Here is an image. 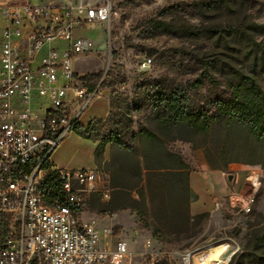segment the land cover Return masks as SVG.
Here are the masks:
<instances>
[{
  "label": "rangeland",
  "instance_id": "374dc122",
  "mask_svg": "<svg viewBox=\"0 0 264 264\" xmlns=\"http://www.w3.org/2000/svg\"><path fill=\"white\" fill-rule=\"evenodd\" d=\"M29 1L43 5L106 2ZM112 3L109 22L75 32L92 50L77 56L75 68L89 86L101 84L102 95L83 113L81 124L74 127L53 159L66 169H90L93 147L88 140L99 149L110 134L122 131L127 134L129 126V130L147 129L162 134L168 148L182 155L188 179L177 184L178 193L176 181L168 176H150L146 184L134 187V177L125 174L124 184L132 189L121 194L113 191L108 201L96 194L84 209L86 216L99 221L102 238L105 228L113 229V239L108 238V243L113 245L117 240L127 243L130 254L123 264H181V253L208 245L220 247V251L240 246L241 251L229 264H264V148L234 133L227 137L218 131L206 139L184 129L168 132L155 122L158 93L182 92L191 107L212 112L215 100L226 96V89L214 85L207 76L204 87L198 91L190 90L189 82L207 72L214 75L231 72L243 64L247 71L255 70L256 54L264 57V0H112ZM158 22L169 24L171 33L155 29ZM238 28L245 30V34L229 35ZM144 58L152 60L151 67L145 70L139 66ZM260 82L264 88V79ZM109 104V115L95 118L90 126L88 123L94 117L106 115ZM177 137L183 140H176ZM251 168H258L261 173V187L252 213H242L240 201L228 210L214 211L213 201L224 196L215 190L204 208L210 212L201 214V219L187 218L191 175L208 174L213 179L218 176L225 182L224 172L238 173L242 179ZM206 180L211 183L208 177ZM250 192V183H245L241 194ZM192 211L196 212V207ZM0 223V234L6 228L19 231L14 216H0ZM148 240L150 249L145 247ZM147 251L155 253L154 259L144 255ZM246 253L249 255L242 257Z\"/></svg>",
  "mask_w": 264,
  "mask_h": 264
},
{
  "label": "built area",
  "instance_id": "2783aa9c",
  "mask_svg": "<svg viewBox=\"0 0 264 264\" xmlns=\"http://www.w3.org/2000/svg\"><path fill=\"white\" fill-rule=\"evenodd\" d=\"M112 0L105 3L39 4L12 0L0 4V216L18 219L0 246V264H123L130 254L123 240L102 238L95 217L85 207L92 196L111 199L100 169H65L53 162L55 151L81 122L83 113L102 95L101 84L89 86L75 68L87 43L75 32L109 22ZM152 65L144 58L141 69ZM242 179L224 172L231 192L214 200L222 212L240 201L252 213L261 173L251 168ZM245 183L251 192L241 194ZM113 239V229L103 230ZM151 248V241L145 244ZM211 245L180 254L181 264H229L241 251L233 246L227 259L208 256ZM154 252L147 251L154 259ZM154 264V262L152 263Z\"/></svg>",
  "mask_w": 264,
  "mask_h": 264
},
{
  "label": "trees",
  "instance_id": "16d2710c",
  "mask_svg": "<svg viewBox=\"0 0 264 264\" xmlns=\"http://www.w3.org/2000/svg\"><path fill=\"white\" fill-rule=\"evenodd\" d=\"M155 29L171 33V27L166 22H158ZM241 33L245 34V30L242 31L238 28L229 35L239 36ZM241 54L242 48L238 50L237 59ZM254 67V71H247L243 64L232 68L231 72H222L216 75L207 72L206 75H201L196 80L189 82V89L198 91L204 87L203 80L207 76L214 85L226 89V96L215 100L212 112L191 107L188 104L189 98L182 92L158 93L155 122L165 131L184 129L195 137H205L206 139L214 136L218 131H222L227 137L234 133L241 136L246 142L253 140L264 148V88L260 82V79H264L263 56L256 54ZM92 122L89 124L90 126ZM129 129L127 126V134L123 131L110 134L101 142L96 154L97 161L101 162L105 147L111 145L114 148L109 166L112 181H114L113 191L116 194H121L132 189L124 184L123 177L125 174H129L136 180L134 187L146 184L150 176H168L176 181L175 189L180 193L177 184L188 179L186 162L182 155L168 148V143L162 134L153 133L147 129L139 131ZM126 135L129 137L128 140ZM180 137L175 139L183 140ZM188 141L193 142L192 140ZM208 164L210 167L212 166L211 162ZM126 208L131 209V207ZM198 217L201 219V215ZM187 218L191 220L189 212ZM9 232L10 230L6 228V231L0 234V246L4 243L3 239L8 236ZM248 255L249 253H246L242 257Z\"/></svg>",
  "mask_w": 264,
  "mask_h": 264
},
{
  "label": "crops",
  "instance_id": "0c3cea01",
  "mask_svg": "<svg viewBox=\"0 0 264 264\" xmlns=\"http://www.w3.org/2000/svg\"><path fill=\"white\" fill-rule=\"evenodd\" d=\"M11 1L12 0L0 1V4L9 3ZM75 37L79 38V36H77V35H75ZM76 71L78 72L77 68H76ZM109 113H110V104H109V111L106 113V115H104L102 117H94L88 124H90L95 118L107 117L109 115ZM80 124H81V122H80ZM88 142H90L92 144V147H93L92 148L93 155L91 158H89L88 166L90 169H100L106 174V176L108 178L109 186L113 192L114 181H112V175H111V172L109 171V166H110L112 158H113L114 148L111 145L106 146L105 149L103 150V153H102V160H101V162H98L96 159V153H97L98 145H96L94 142H92L90 140H88ZM53 162L58 167L66 169V167H62L63 165H61L56 160L53 159ZM207 177H208V179H210L211 183L207 182L208 181V180H206ZM215 190H217L218 192L224 193L223 198L226 197L231 192V190L228 186V180L225 179V182H224L218 176H215V179H213V176H208V174H201L200 176L191 175L190 176L189 216L194 217V216H199V215L206 213V212H210L208 210H204V208L206 206V203H208L207 201L211 200L210 197L214 196ZM94 196L95 195H93L92 198ZM213 203H214V201H213ZM194 207H196V212L192 211V209ZM103 239H106V241L108 240V238H105V236ZM219 248L220 247L211 246V248L208 250V256L210 258L224 260V259H227V257L229 256V254L231 253V251L233 249V247L231 248V250L224 248L223 251H220ZM194 264H200V263L197 260L194 262Z\"/></svg>",
  "mask_w": 264,
  "mask_h": 264
},
{
  "label": "bare ground",
  "instance_id": "6f19581e",
  "mask_svg": "<svg viewBox=\"0 0 264 264\" xmlns=\"http://www.w3.org/2000/svg\"><path fill=\"white\" fill-rule=\"evenodd\" d=\"M92 44V43H91ZM94 46V45H93ZM95 47V46H94ZM92 51V50H91Z\"/></svg>",
  "mask_w": 264,
  "mask_h": 264
}]
</instances>
